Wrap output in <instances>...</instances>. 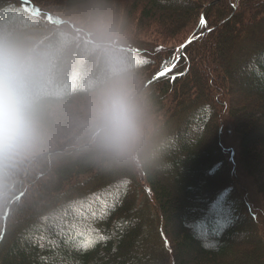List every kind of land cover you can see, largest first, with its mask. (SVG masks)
I'll return each instance as SVG.
<instances>
[{
    "label": "trees",
    "instance_id": "trees-1",
    "mask_svg": "<svg viewBox=\"0 0 264 264\" xmlns=\"http://www.w3.org/2000/svg\"><path fill=\"white\" fill-rule=\"evenodd\" d=\"M64 1L99 15L123 4L126 9L115 17L119 24L128 29L142 24L141 33L157 34L158 40L141 54L120 48L113 38L115 45L90 43L23 11L19 0H0V44L14 45L32 59L38 139H65L58 152L38 156L27 181L11 189L24 163L0 164V264H141L146 262L141 252L150 247H144L146 241L143 246L142 223H132L137 211L148 222L145 228L157 247L151 255L161 257V264H264V218L258 222L245 206L219 142L226 116L239 139L241 166L264 201V29L251 32L264 25V0ZM203 14L212 34H197L175 64L178 52L166 53V41ZM222 23L231 26L220 37ZM44 49L47 58L40 55ZM166 64L175 66L154 79ZM112 70L137 92L152 81L138 94L144 138L134 158L99 152L87 126L71 134L73 111L49 110L91 99ZM150 147L166 148L160 149L165 165L149 164ZM195 167L213 171L205 175V199L191 204L193 189L184 188V208L168 184L196 183L189 178ZM222 200L236 202L238 213L228 207L206 210L210 201L220 205ZM174 218L177 225L170 222ZM56 220L67 222L63 233L53 226ZM20 241L29 250H20Z\"/></svg>",
    "mask_w": 264,
    "mask_h": 264
},
{
    "label": "rangeland",
    "instance_id": "rangeland-1",
    "mask_svg": "<svg viewBox=\"0 0 264 264\" xmlns=\"http://www.w3.org/2000/svg\"><path fill=\"white\" fill-rule=\"evenodd\" d=\"M163 1L168 3L167 0L166 1L163 0ZM208 1L209 0H206V2ZM19 2H20L19 7L23 11L29 13L32 16H41V18L45 20H48L52 23H56L57 25L63 27V29L65 28L64 30L71 31L72 34H75V35L79 34L83 36V38L88 40L90 43L95 42V44L101 43L104 45H111V44H114L111 42L113 39H115L114 40L115 42L117 43L119 42V44H116V45L120 46V48L122 46L131 52L136 51L137 53L141 54L144 51L143 50L144 47H146V49L151 47L146 44H149L150 41L158 40L157 34L149 35V34L141 33L140 30H142L141 29L142 24L140 26H135V24L134 25L131 24L130 25L131 29H128V27H125L126 25L124 23L119 24V21L116 20L115 17L119 13V11H121V9L123 8L126 9V6L123 4L118 3L115 7L111 5L110 8L106 10L104 15H99L98 12H95L96 13L95 14L92 11L93 9L90 10L87 7L75 8L73 6H70L64 0H19ZM172 4L174 5V3ZM236 16L237 15H235V17ZM215 17H219V16L215 14ZM202 18L205 21L204 24H202L201 22ZM246 18L247 17L245 16V19L243 18V20H245V22H249V20H247ZM124 19L126 20V17ZM205 19L206 18L203 14L201 18L199 19L198 23H194V22L187 23L188 25L184 29L179 30L175 37L168 39L166 41V44H167V50H165L166 53H168L169 51L172 52L173 50L179 52L178 50L181 48V45L184 42L186 43L191 38H198L197 34L203 35L205 32L211 33L210 31L211 27L207 25V21ZM230 26L231 24L228 25L227 23L221 24L222 29L218 30V34H220V37H223V35H226L228 33ZM262 29H264V25L259 24L258 26L256 25L255 27L251 28V32L255 31L254 34L256 35L257 32L262 31ZM109 38L111 40H109ZM45 48H49V47H45ZM49 53L50 52H48L47 49H44L40 52V55L47 58ZM155 63L156 62H154V64ZM158 67L159 66H157V69L159 70ZM148 72L149 71L142 73V76L145 77L148 74ZM238 86H239V83L237 82L233 85V88H238ZM89 101L90 99L83 100V101L77 100L71 106L60 103L59 105L54 106V108L49 107V110L50 112H53L54 114L59 112V110L62 111L63 109L73 111L74 113L72 116H75V118L73 117L74 122L70 123L71 129H72L71 134H73L77 131L82 130L84 127H86L87 110H88ZM261 132L262 130H259L258 133H261ZM61 133H60L61 136H64V131ZM258 133H256L255 135L257 136ZM57 136L60 139L59 138L55 139L52 137L48 139L46 137H42L41 140L38 139L34 149L29 155L22 156V157L16 158L11 161L10 167H13V168L18 166L20 163H24V165H23L22 176L18 179L10 181L9 183L10 189L13 187H16L17 184L22 181L24 182L27 181L29 173H31L33 170V167H32L33 161L38 156L43 155V154L48 155V154L56 153L59 151V149L64 147L62 144L65 139H63L62 141L61 137L59 135ZM219 142L224 148V152L226 153L228 157L230 165L233 167V170H234L233 175L236 179L238 189L246 202L245 206L247 207L248 205L247 209L249 212H252L255 220H257L258 222L260 221L263 222L262 220L264 218L263 198L261 194L258 192L253 180L249 177V175L245 172V170L241 166V163L239 161L240 160L239 139H238L237 134L234 132L233 126L230 124L226 116H224L220 122ZM160 149L166 150L165 147H161L158 150H155L153 147L146 149L147 154H150L149 156L152 158V159L147 158L149 164L153 166H157V167L158 166L160 167L162 164L163 165L166 164L162 162L164 160L163 156L165 155V153L163 151H160ZM29 160H32L30 164H28ZM47 166H50V162H48ZM164 167H167L168 171H171L170 166L167 165ZM198 170L203 175H200V173L198 175L197 174ZM212 171H213L212 169H206V168L197 169V167H195L194 172L192 171L190 173L189 178L190 180H192V182L196 181L197 184L193 183L189 186L188 180H185V181L179 180L177 183H174V184L169 183L168 186L170 190L177 196L180 202L185 206L184 208H186L187 206L185 202L188 200L185 199V194H183L184 188L188 186L193 189V193L188 197L191 204H196L197 201L205 199L206 194L204 193L208 185L206 183L207 181L206 176H208ZM0 191L2 190L0 189ZM2 195H0V197H2ZM2 198H0V206L3 203V200H1ZM8 198L9 197L7 196L6 199ZM210 202L211 203H208L209 204V206L207 207L208 209H206L210 213L212 211H217L221 207L224 208V210H226V207H228L230 211H232L233 214L235 212L238 213L239 206L234 201L233 203H231V202H228V200H222L220 205H217L216 202H212V201ZM3 211L0 209V215L2 214ZM131 220H132V223H135V221L142 223V227H141V233L143 236L142 243L146 241L148 242V245L144 246V243H143V246L146 248L148 246L150 247L149 250L147 249V251L145 250L141 252V254H143L144 258L146 259V262L142 261L141 264H161V261H162L161 257L154 258L151 255L152 251L154 250L153 247L155 249H157V247H156V242L153 240V237H151L152 233L149 234L145 228V226L148 225V222L145 221L146 222L145 223L141 220V212H138V211L132 216ZM170 222L173 225L174 224L177 225L178 223V221L175 218L174 220H171ZM262 229H263V225H262ZM247 240L250 241L251 238H248ZM18 245H19L20 250L22 251L24 249L29 250V248L27 247L25 248L26 243H24L23 241H20ZM151 248H152V251H151ZM14 251L15 250H13L12 252ZM38 255L39 254H35V255L31 254V257L33 256L35 258V256H38Z\"/></svg>",
    "mask_w": 264,
    "mask_h": 264
},
{
    "label": "clouds",
    "instance_id": "clouds-1",
    "mask_svg": "<svg viewBox=\"0 0 264 264\" xmlns=\"http://www.w3.org/2000/svg\"><path fill=\"white\" fill-rule=\"evenodd\" d=\"M36 81L30 55L0 44V164L29 155L38 130ZM86 126L99 152L116 159L134 158L144 138L137 89L119 71H110L89 101Z\"/></svg>",
    "mask_w": 264,
    "mask_h": 264
},
{
    "label": "snow or ice",
    "instance_id": "snow-or-ice-1",
    "mask_svg": "<svg viewBox=\"0 0 264 264\" xmlns=\"http://www.w3.org/2000/svg\"><path fill=\"white\" fill-rule=\"evenodd\" d=\"M201 22H202V24L205 23V21L203 20V18H202ZM190 42L191 41H189V43ZM183 47H185V46L184 45H181V48H183ZM174 66H175L174 64H172L171 66H169V65L166 64L164 66L163 70L160 71V72H158L156 74L157 77L162 76V75H166L167 72L171 70V67H174ZM110 195H113L114 196L115 194H110ZM53 226L56 227L57 230L60 231L61 233H63L65 231V229L68 228L67 222L66 221H63V220H56V221H54ZM69 234H70V232H69Z\"/></svg>",
    "mask_w": 264,
    "mask_h": 264
},
{
    "label": "water",
    "instance_id": "water-1",
    "mask_svg": "<svg viewBox=\"0 0 264 264\" xmlns=\"http://www.w3.org/2000/svg\"><path fill=\"white\" fill-rule=\"evenodd\" d=\"M196 38H191V39H189L186 43H184L183 45L186 47L188 44H190L193 40H195ZM189 41H191L190 43H189ZM185 47H183V48H181V52L180 53H182V50L185 48ZM157 78V77H156ZM156 78H154V79H156ZM150 82H152V81H149L148 83H146V85L145 86H143L139 91H138V94L150 83ZM32 162V160H29L28 161V164H30Z\"/></svg>",
    "mask_w": 264,
    "mask_h": 264
}]
</instances>
